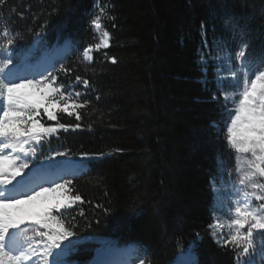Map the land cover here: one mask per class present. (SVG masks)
<instances>
[{"label": "trees", "instance_id": "trees-1", "mask_svg": "<svg viewBox=\"0 0 264 264\" xmlns=\"http://www.w3.org/2000/svg\"><path fill=\"white\" fill-rule=\"evenodd\" d=\"M97 3L107 8L103 20L113 39L87 62L82 50L96 42L89 20ZM236 19L259 53L264 0H7L0 6V29L7 24L18 34L16 53L36 45L52 51L72 39L53 75L65 90L82 92L81 102L91 101L80 110L81 121L62 115L61 122L80 123L79 129L34 143L35 159L67 153L53 169L69 159L88 164L67 177L84 201L63 217L75 216L79 233L67 251L71 264H89L103 239L135 244L152 264H172L192 241L202 264H234L232 251L219 247L208 228L217 209L215 183L230 179L236 153L222 132L227 114L211 99H224L216 74L201 56L212 38L238 50ZM16 62L24 61L16 56ZM61 65L74 71L65 76ZM76 75L90 87L75 83Z\"/></svg>", "mask_w": 264, "mask_h": 264}, {"label": "snow or ice", "instance_id": "snow-or-ice-1", "mask_svg": "<svg viewBox=\"0 0 264 264\" xmlns=\"http://www.w3.org/2000/svg\"><path fill=\"white\" fill-rule=\"evenodd\" d=\"M6 4L7 0H0V6ZM105 7L97 5L96 13L89 20L96 42L83 48V61L91 62L94 52L111 47L113 34L104 24ZM108 19L114 21L115 17L108 16ZM231 28L239 36L240 43L238 51L234 50L229 59L240 61V65L228 69L230 79L217 78V92L223 95V101L216 94L211 99L227 114L222 132L227 145L236 153L237 198L226 210H214L213 222L208 228L219 247L232 251L234 264H255L252 260L257 248L254 241L257 237L264 238V49L259 53L250 50L248 32L238 19L232 21ZM261 31L264 34V26ZM17 38L16 31L9 29L7 24L0 29V264H63L56 257L70 250V238H79L72 223L75 216L67 222L63 217L77 202L84 203L81 195L79 192L73 194L75 190L69 187L72 180L33 191L31 173L23 180L17 177L29 168L27 157L35 155L33 142L39 144L60 130L79 129L80 123L61 122L62 115L81 121L80 110H86L91 101L81 102L83 93L74 89L66 91V85L58 83V77L50 71L40 73L38 78L34 74L22 75L15 63ZM107 59L112 64L117 63L115 56ZM59 71L68 76L74 70L61 65ZM75 83L82 84L85 89L90 87L89 80L80 75L75 76ZM27 88L35 91H22ZM95 99L99 100L100 96ZM49 121L54 123L49 124ZM55 155L67 153L56 152ZM49 192L60 193L63 199L40 210L21 207ZM96 207L104 214H112L110 206L98 204ZM79 214L83 215V210ZM261 243L264 244V240ZM194 245V241L189 242L172 264H202L198 253L193 251ZM57 249L60 251L55 253ZM261 256L264 257V250ZM139 264L152 262L140 259Z\"/></svg>", "mask_w": 264, "mask_h": 264}, {"label": "rangeland", "instance_id": "rangeland-1", "mask_svg": "<svg viewBox=\"0 0 264 264\" xmlns=\"http://www.w3.org/2000/svg\"><path fill=\"white\" fill-rule=\"evenodd\" d=\"M97 5H99L100 7H105L104 5L97 3L95 6V10H94L93 14L96 13V11H97ZM105 11H106V15H107V8L106 7H105ZM106 15L104 16V18L106 17ZM234 50H236V49L231 48L228 44L221 42L220 40H218L216 38H212L211 40L206 41L205 50H203L204 61L211 66V68L215 72L217 78L219 76V77H224V78L230 79L228 69L232 66H235L237 68L239 67L240 61H237L234 59H229V55L232 54L234 52ZM59 51H60V48L57 50V54ZM236 51H238V50H236ZM49 53H50V51L43 50L38 45L34 46L31 49V51L28 53H22L20 51L16 53V51H14L15 57L17 56L18 59H20V58L23 59L24 62L28 61L26 63L32 64V65L35 62L33 60V57H36L37 54L39 55L38 56L39 58L36 61H40L45 56L49 55ZM217 57H219V58L217 59ZM0 59H2V57H0ZM23 63H21V62L17 63L16 62L17 67L18 68L20 67L19 70H20L21 74L22 75H33L34 74L37 78L39 77L40 73L47 74L48 71L53 73L54 70L58 66V64L55 61V63L52 65L51 68H48V69L43 70V71L42 70L41 71H35L34 68L23 69V67L26 64V63L25 64H23ZM217 67H219V69H220L219 73L217 72ZM22 91L34 92L35 90L31 89V88H27V89H23ZM34 98L39 99L38 96H35ZM229 107H231V105H229ZM42 115H43V113H42ZM45 119H46V117H45ZM41 122H44V121L42 120ZM48 123L51 124L54 122L49 121ZM34 143L35 142H33V145H32L33 147H35ZM27 158L30 161L29 168L25 170V172L22 176L17 177V179L23 180L24 177L25 178L28 177L29 173H31V181L32 180L33 181H32L30 186L33 189V191H39L41 186L42 187H54L56 183H63V181L67 180V177L71 175V174L56 175L58 172V169H59V166H57L56 169H53V166L59 160V157L56 155L51 156V159H49L50 158L49 157V158H46L43 160L35 159L36 154L35 155H29ZM87 158H88V156L85 157L84 159H87ZM80 161H82L80 163L82 164L83 167L87 166V164L84 160H80ZM65 162H63L64 163L63 165L68 164L70 162V159L66 160ZM46 171H52V174L55 175L53 177L54 180L52 182L37 184L36 182H38V180H37L38 175H40ZM229 175H231L230 179L226 183H223V182L215 183V186H214L215 193H216L215 204H216L217 209L222 208V209L226 210L228 208V206L230 205V203L237 198V194H236V187H238V185H236L237 173L234 170ZM13 183H15V181ZM11 187H12V185H9V188H11ZM61 199H63V196L60 193L49 192V193H46L40 197H37V199L35 201L21 205V207L26 208V209H32V210H40V209L47 208L49 206H54ZM61 211H63V209ZM223 218L226 219V217H223ZM225 231H227V229H225ZM28 235H31V231L28 232ZM72 239L73 238H70V240H72ZM68 242L69 241H65V243H68ZM254 243L256 244L257 248H256V252L252 256V260L255 262V264H264V257L261 256V251L264 248V245L261 243V240L259 239V237L256 238ZM117 248H118V246L114 245L112 240L103 239L101 241L100 247L97 250V254L94 257L95 259L93 258L94 259L93 262L96 259L109 256L111 254V252ZM59 251L60 250L57 249V250H55V253H58ZM101 256H103V257H101ZM129 256L131 257V260H132V263H130V264H139V260L143 259V257L139 253L137 246L134 247L133 250H131V253L129 254ZM56 258L61 260L63 262V264H71L69 262V258L67 256V252H66V254H63V255L58 256Z\"/></svg>", "mask_w": 264, "mask_h": 264}, {"label": "bare ground", "instance_id": "bare-ground-1", "mask_svg": "<svg viewBox=\"0 0 264 264\" xmlns=\"http://www.w3.org/2000/svg\"><path fill=\"white\" fill-rule=\"evenodd\" d=\"M63 48H66V47H63ZM61 52H62V50L59 51L58 53H61ZM54 63H55V58H53L49 54V55L45 56L41 61H39L36 64V66L34 64L33 65L32 64H26L23 67V69L34 68L35 71H41V70L43 71V70H46L50 65H53ZM18 69H20V67ZM86 168H87V166L83 167L82 164L80 163V161L79 162L78 161H70L68 164L60 166L56 175L74 174V173L82 171ZM54 176L55 175L52 174L51 171H46V172L38 175V178H37L38 182H36V183L37 184H43L46 182H52L54 180V178H53ZM23 179H25V177ZM134 247H135L134 245L118 247L117 249L113 250L109 256L96 259L94 262L92 261L93 262L92 264H130V263H132V260H131V257L129 256V254L131 253V250L134 249ZM101 257H103V256H101Z\"/></svg>", "mask_w": 264, "mask_h": 264}, {"label": "water", "instance_id": "water-1", "mask_svg": "<svg viewBox=\"0 0 264 264\" xmlns=\"http://www.w3.org/2000/svg\"><path fill=\"white\" fill-rule=\"evenodd\" d=\"M71 38H68V39H66L62 44H60L58 47L61 49H69L70 48V45H71ZM63 47H66V48H63ZM130 245H132V244H130ZM129 246V245H128Z\"/></svg>", "mask_w": 264, "mask_h": 264}]
</instances>
